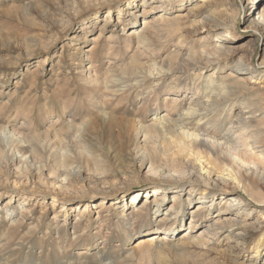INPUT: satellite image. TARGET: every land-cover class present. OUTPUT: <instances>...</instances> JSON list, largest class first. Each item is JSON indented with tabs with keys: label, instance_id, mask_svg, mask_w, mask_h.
<instances>
[{
	"label": "rangeland",
	"instance_id": "374dc122",
	"mask_svg": "<svg viewBox=\"0 0 264 264\" xmlns=\"http://www.w3.org/2000/svg\"><path fill=\"white\" fill-rule=\"evenodd\" d=\"M198 1L185 0L179 8L178 3L170 7L162 0H135L134 6H128L125 0H0V130L16 132L21 139L18 144L0 135V264L249 263L248 259L253 255L251 250L236 246L233 240L222 236L213 245L214 250L206 255V251L182 252L184 256L180 253L181 241L183 243L185 239L182 233L187 230L188 239L198 236L207 224L202 222L216 215L212 211L200 220L202 224L196 223L189 230L188 215L193 205L187 206L182 215L184 221L173 227L174 232L165 234L170 239L159 237L153 243L154 249L167 248L164 255H134L133 246L142 237L140 233L144 229L149 231L148 234L154 233L153 226L159 224L158 219L150 210L147 221L135 224L132 220L134 210L129 208L125 210L126 218L122 222L113 211V203L117 201L122 206L136 190L141 193L150 190V186L139 184L146 177L133 165L131 179L116 183L126 191L114 200L108 198L102 187L103 181L115 180L107 172L113 167L109 153L114 152L116 159L130 155L125 149L126 135L121 120L138 119L143 124L149 123L155 110L160 115L166 113L165 101L174 98L163 92L152 93L156 85L152 83L153 79L128 93L115 90L112 93L103 82L109 86L118 85L111 76L118 73L121 66L124 68L129 64L136 48L134 42L129 43L130 31L141 27L142 18L159 12L173 16L180 9L179 13L186 14L192 6L193 11L199 9ZM232 2L235 5H227L225 16L235 14L238 3ZM118 5L123 6V12H118ZM251 7L250 3L245 14L252 13ZM108 12L109 18L105 22ZM246 25L237 18L235 30L226 44L231 47L229 54L233 62L241 59L254 66L260 62L264 37L259 40L257 32ZM176 30L178 32L169 36L168 42L159 47L156 54L143 53L138 58L139 64L145 66L151 60L167 64L174 50L196 48L205 37L202 30ZM179 40L183 45L177 44ZM229 69L225 67L219 75ZM187 75L183 74L182 79L189 82L192 77ZM171 77L166 80L167 84ZM93 78L98 79L97 82L90 83ZM243 78L250 91L264 93V72L258 79L250 80L247 75ZM176 95L183 99L182 91ZM114 104L126 106L127 112L113 111ZM101 108L107 109L115 119L101 124L96 118V110ZM84 121H89L85 135L93 140V147L87 143L85 151L79 138L75 137V130L70 128ZM155 145L158 150L153 159L156 160L158 155V164L164 167L161 163L166 164V156L160 152V142L150 144ZM17 153L28 156L30 169L16 170L11 159ZM62 157L67 161L66 169L60 166ZM65 175L68 181L60 189L58 186L64 185V181L57 180ZM239 194L248 199L242 191ZM55 197L56 203L53 202ZM144 199L145 193L137 204L139 207ZM152 200L149 197L148 202ZM169 201L167 197V209L171 205ZM213 203L218 204L219 199ZM62 205L65 211L61 210ZM58 211L59 216L53 220ZM79 217L81 224L76 229ZM62 226L65 235L58 230ZM74 238H78L75 243ZM58 245L63 246L60 252ZM258 259L259 264H264V256Z\"/></svg>",
	"mask_w": 264,
	"mask_h": 264
},
{
	"label": "bare ground",
	"instance_id": "6f19581e",
	"mask_svg": "<svg viewBox=\"0 0 264 264\" xmlns=\"http://www.w3.org/2000/svg\"><path fill=\"white\" fill-rule=\"evenodd\" d=\"M125 1L128 6L135 4V0ZM184 1L162 0L170 7L178 3L179 8ZM236 1L237 10L231 17L225 16V13L227 5H235L232 0H199V9L193 11L194 6L190 4L193 9L190 8L191 11L186 14L179 13L180 9L173 16L159 12L142 18L141 27L130 31L129 43L134 42L136 48L133 56L131 54L129 64L124 68L121 66L118 73L111 76L118 85L109 86L106 81L103 82L106 89L112 93L114 90L128 93L153 79L152 83L156 85L152 93L163 92L165 96H174L171 101H165L167 112L160 115L156 109L149 123L143 124L137 121L138 119H122V130L126 135L125 149L130 155L116 159L114 152L109 153L113 158V167L108 168L107 172L109 171L115 180L103 181L102 187L110 200L117 199L119 193L126 191L116 186V183L131 179L133 165L146 177L145 180L139 181V184L150 186V190L146 189L143 193L136 190L127 203L123 201L122 206H119L117 201L113 203L115 215L123 222L126 218L124 212L130 208L134 210L133 222L143 224L152 210L153 217L159 222L158 225L153 224L154 233L148 234L147 229L140 233L142 237L138 238L133 246L134 255H164L167 248L154 249L153 243L159 240V237H167L165 234L168 232H174L173 227L184 221L182 215L187 206L193 205L188 215L189 230H192L196 223L207 224L203 225L198 236L190 239L186 238L187 230L182 233L185 239L183 243L181 241V254L206 251V255L214 250L213 245L222 236L224 239L233 240L236 246L251 250L253 255L248 259V264H259L258 257L264 256V93H254V89L250 91L249 84L243 78L247 75L250 80L258 79L264 72V49L259 56L260 62L253 66L252 62L245 63L241 59L233 62L229 54L231 47L226 44L235 30L237 18L247 23V28L255 30L259 40L264 37V0ZM244 1L246 3L243 5ZM250 3L253 11L251 14H245V9ZM117 7L119 13L123 12V6ZM109 14L110 12L105 17V22ZM177 28L191 29L194 32L202 30L205 37L196 48L174 50L167 59V64L152 60L145 66L139 64L138 58L143 53L156 54L159 47L168 42L169 36L178 32ZM177 44L183 45V41L179 40ZM225 67L230 69L219 75V71ZM210 69L212 70L207 74ZM185 73L192 77L191 81L182 79ZM170 75L171 82L167 84L166 80ZM97 80L93 78L90 83ZM181 91L184 94L183 99L176 95ZM113 109L127 112L126 106L118 104H114ZM96 113V118L101 124L115 119L107 109H97ZM88 124L89 121H84L75 127L72 123L73 127H70L75 130V137L83 144L84 151L87 143L93 147L91 136L85 135ZM0 135L10 142H21L16 132L1 129ZM8 142L6 141L7 144ZM153 142H160V152L167 160L166 164L161 163L164 167L158 164V155L156 160L153 159L158 150L156 145L150 146ZM12 157V165L16 170L29 168L28 156L17 153ZM59 161L60 166L66 169L67 161L63 157ZM38 170L39 168L36 169L37 173ZM67 177L65 175L57 181L67 183ZM57 178L59 179V175ZM58 187L62 189L65 184H59ZM240 191L248 199L240 195ZM144 193V202L139 207L137 204ZM149 197L153 200L148 202ZM167 197L171 202L168 209L165 203ZM56 198L53 199L54 203L57 202ZM217 199L219 203H213ZM64 207L62 205L61 210H64ZM9 211L6 209L7 213ZM212 211L216 212L212 219L200 221ZM58 213L59 211L54 213L53 220ZM80 221L81 217L77 219L74 228L77 229ZM57 224L58 222L55 226ZM58 230L65 235L64 226ZM123 233L127 234V231L123 229ZM78 238H74L73 242ZM66 247L65 245L64 248ZM61 249L63 246L58 245L57 250L60 252ZM233 262L236 263L235 259Z\"/></svg>",
	"mask_w": 264,
	"mask_h": 264
}]
</instances>
